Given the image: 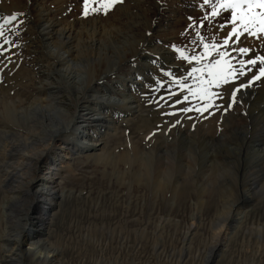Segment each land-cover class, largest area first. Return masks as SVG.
<instances>
[{
  "label": "rangeland",
  "instance_id": "obj_1",
  "mask_svg": "<svg viewBox=\"0 0 264 264\" xmlns=\"http://www.w3.org/2000/svg\"><path fill=\"white\" fill-rule=\"evenodd\" d=\"M45 1L47 4L49 3V7L54 9H57L59 5L56 0ZM134 1L138 2V5H143L145 2L144 0H122V2L114 4L105 12L100 7L98 0H95V6L99 10L96 12L90 10L86 17L82 15L83 0L65 1L66 4L69 2L67 7L71 8L73 16L82 17L90 23L99 21L103 24V27L105 26L106 32L101 36V42H103L102 54L98 55L96 53L95 58H97L94 60V63L98 64H95L96 74L99 73L97 69L101 63H105L102 70H106L113 68L115 62L120 65V63L123 62L124 64L127 61L130 64L129 66L121 64V67L116 70L120 77H127L128 68L133 69L136 66L137 73L141 76L144 75L143 78L145 76L149 77L151 73L148 72V66L143 68L144 65L138 66L136 62L133 66V60L131 59H133L134 53L139 49L141 51L145 46L144 36L146 37L147 33H150L149 30L144 32L147 20L151 18V20H156V24L158 22L160 16L157 13H155L157 15L153 14L156 9L158 11L166 10L171 5L179 7L178 12L174 14L177 20L173 21L172 18L169 26L161 31V35L159 34L160 31H151L152 37L156 40L155 44L160 45V48L162 46L170 49L171 52H173L171 45L175 44L190 55L199 54L203 50L199 43L197 42L195 45L189 43L194 38L196 30L201 31L209 44L222 40L227 32L231 30V23H228L223 29L208 28L207 25L202 29L188 28L190 21L187 17H193L198 24L200 17L210 13L211 3H215V0H211V3L204 5L203 8H201L203 0H151L145 2V6L151 10L150 17L138 14L135 18L136 22H134V25L138 26L130 31L125 29V34H122L123 38L126 37L125 39L129 40L126 46L121 43L122 37L120 38L121 42H112L109 40V36H113V34H109L112 29L108 22L119 15V7L122 8V5L133 6L132 4H136ZM4 2L0 0V3H2L0 7L9 10V4H4ZM91 6L92 4H90V8ZM135 11L138 12V9ZM229 15L230 13L227 12L222 13L219 20L223 22ZM157 33L158 36H156ZM21 34L22 32L5 33L9 40L13 42L14 46L11 47V51L23 44L24 36ZM242 36L239 46L249 47L250 49L264 47V40L248 37L246 34ZM162 41L163 43H161ZM0 43H2V40H0ZM111 46L113 49L109 48ZM119 46L121 47L119 48ZM193 48L196 49L195 53L192 51ZM20 50L23 51L22 48ZM11 51L7 52L5 56H11L15 60V57H13L15 53ZM107 51L111 54L109 60L105 57ZM156 52L152 49V55H149V58L159 57ZM125 54L130 58L121 61ZM173 54L174 56L178 55L174 52ZM5 56H0V61H3ZM24 56L26 55H18V60L20 61L19 64L26 63L23 64L26 66L28 63ZM213 58L216 57H209V59ZM176 61L179 62L178 64L183 65L181 67L182 72L184 68L197 66L195 62L189 65L181 59H176ZM3 64H0V67ZM9 67L11 72L15 68L11 64H9ZM81 69L83 73L88 72L85 68ZM0 79L10 82V84L14 83L11 82L10 75L9 77L0 75ZM114 80L115 78L110 82L115 84ZM189 83H191L190 80ZM228 87V90L222 87L226 95L229 91L231 93V88ZM144 88V90L135 93L138 98L137 111L126 121L116 119L114 129L109 130L102 137L103 139L97 146L96 152L97 154L101 153L100 155L104 154L103 157L95 155L89 159L74 157L72 160H66L63 156L54 158L52 155V159L43 160L44 162L39 163L35 175L38 178L55 180L53 185L57 189L65 191V198L59 210L54 211V220L48 226V235L45 236L52 248L55 247L62 251L60 255L62 264H264V191L259 188L260 183L259 186L253 187L257 185V175L248 177L251 182H254L253 186H250L251 190L248 197L257 199L259 196L261 198L258 197L259 200L257 199L253 204H245L247 206L244 210H246L247 216L240 225L237 226V223L233 225L235 227L233 232L229 226H216V223L222 220L221 218L226 215L227 210L232 212L228 213L230 221L235 220V216L239 217V214H236L241 209L238 202L243 200L240 193V183L235 185L232 190H229L224 184L234 181L240 182L241 175H236L235 178L237 179L233 178L232 175H218L219 173L195 175L198 167L185 170V167L182 169L177 168V166L174 167L171 175H160L159 171L164 170L165 166L162 167L161 163L153 158V165L158 164L160 167L156 165L157 169H153V173L149 172L144 177L137 178L138 175H135L137 171L134 170L137 163L128 165L126 158L134 146L143 147L147 145L156 153L154 144H157V148L161 146L164 151H170L172 154L174 152L175 154L177 150L181 149L180 146L189 147L190 144L195 145L206 142L204 144L209 145L204 147L205 150L219 152L226 145H234L238 141L237 139L240 140L245 135L251 140L252 134L247 135V133L254 132V127L259 126L261 121H264V80L256 82L238 95V100L242 102L241 105L238 104L241 109H235V105L229 111H225L224 107L213 108L210 110L211 114L206 112L203 115H198L195 112L176 116L162 115L163 112H171L174 109L163 106V102H160V107L156 103H151L150 100H159V97L156 96H159V94L149 96L147 94L149 90L146 87ZM226 95L224 93L223 101H217L219 105L226 106L227 101L224 103ZM25 97L27 96L25 95ZM73 101L75 102L74 98ZM191 102L194 104L199 103L196 100ZM220 102L223 104H220ZM249 104L252 106L249 107ZM257 113L260 117L256 119ZM189 116L191 119L188 118ZM177 119L180 120V124L170 127ZM157 125H160L158 131ZM154 132L155 135H152ZM182 132L183 136L186 135L183 138H181ZM177 137L184 140L181 141ZM166 146L167 148H165ZM124 151H127V153L122 154ZM21 161L16 160L17 164ZM26 161L33 165L35 159L32 158ZM23 162L25 163V160ZM182 170H185L187 175H177ZM20 176V180L15 178L13 185H16L21 179H28L25 174ZM177 176H179L178 179L183 177L184 182L175 190L173 181L174 177ZM159 181H161L162 186H156ZM232 192L235 196L238 192L236 204L231 201ZM223 198H226V200ZM46 205L39 202L38 208L46 211ZM20 207L22 206L17 202L15 204L17 214H19L20 210L18 209ZM197 216H199L200 222L197 220ZM233 216L234 218H232ZM22 217L21 215L19 218ZM164 218L170 220L162 228L160 223ZM126 220L128 222L132 221L128 223L129 227L125 224ZM24 221L22 218L23 223ZM136 224L138 225L136 226ZM16 228L17 226L12 228L11 234L15 235L17 233ZM140 231H145V237L137 236V238H134V235H137ZM129 233L132 234V238H125ZM28 254H25L26 258L23 256L25 264L31 261L32 258V255Z\"/></svg>",
  "mask_w": 264,
  "mask_h": 264
},
{
  "label": "bare ground",
  "instance_id": "obj_2",
  "mask_svg": "<svg viewBox=\"0 0 264 264\" xmlns=\"http://www.w3.org/2000/svg\"><path fill=\"white\" fill-rule=\"evenodd\" d=\"M3 1H5L4 4H9V10L0 7V23H3L2 17L4 16L23 13L13 23L5 25V33L22 32L24 41L21 47L10 50L15 53L13 56L15 60L12 59V62H9L4 59V64L0 67L3 69L0 71V75L4 77L10 75L11 82H14L10 84V82L0 79V264H25L23 256L27 253L31 254L32 258L26 264H62L60 260L62 251L55 247L52 248L45 236L48 235V226L54 220V211L59 210L65 198V191L57 189L53 185L55 180L38 178L35 175L39 163L52 159L53 156L54 158L63 156L66 160H72L74 157L89 159L95 155L103 157L104 154L100 155L101 153L97 154L96 152L102 137L109 130L114 129L116 119L126 121L137 111L138 98L135 93L145 89L144 83L149 80V77L145 76L143 81L137 79V74H139L137 66L133 69L128 68L127 77H120L116 70L121 67L123 62L120 65L115 62L113 68L106 70H102L105 63H101L97 69L99 73L96 74L94 60L97 58H95L96 53L102 54L101 36L106 32L105 26L103 27L99 21L90 23L82 17L73 16L71 8L67 7L69 2L68 4L65 2L67 0H56L59 4H57V9L49 7V3L47 4L45 0ZM145 2H142L143 5H138L136 2L135 5L132 4L133 6L122 5V8H118L119 15L112 16V21L108 22L112 29V32L108 33L113 34V36H109V40L119 43L122 37L121 43L126 46L129 40L122 36L125 34V29L130 31L138 26L134 25L138 14L150 17L151 10L145 6ZM170 3L172 4V1ZM135 8L138 9V12L135 11ZM178 8L176 5H171L166 10L158 11L156 9L153 14L157 13L160 16L157 24L156 20H151V18L147 20L144 32L149 30L150 36L147 37L148 33L146 37L144 36V48L134 53L133 59H131L134 60V63L136 62V65L142 64L143 68L148 66V72L156 73L157 68H154L150 63L152 59L145 54L151 53L153 49L157 51L156 55H159L165 68H175L182 72L183 65L178 64L179 62L174 59L176 55L174 56L170 49L162 46L160 48V45L155 44L156 40L151 33L156 30L160 31V34L169 26L172 18L173 21H176L177 17H174V14L178 12ZM85 35L87 36L85 37ZM109 48L113 49L112 46ZM108 53H105L107 60L111 59V54ZM21 54L27 56H24L28 63L26 66L23 65L26 63L19 64L18 55ZM127 58L130 57L125 54L120 59L123 61ZM9 64L15 67L12 72ZM123 65L129 66L130 64L126 61ZM81 68H85L88 72L83 73ZM114 78L115 84H112L110 81ZM223 87L225 90L229 89L228 86ZM224 93L226 95V92L222 90L223 97ZM229 96L230 91L225 96L224 103L227 101L226 105ZM220 104L223 103L220 102ZM238 104L241 105V103H237L235 109H241ZM251 106L249 104V107ZM259 117L258 114L256 119ZM250 133L252 134L251 140L245 135L240 140L237 139L238 141L236 140L237 142L232 146L224 144L225 147L219 152L205 150L204 147L209 145L204 144L206 142L190 144L189 147L180 146L181 149L177 150L175 154L164 151L161 146L157 148V144H154L156 153L147 145L134 146L132 151L127 154V164L137 163L136 169H134L137 171L135 173L138 175L137 178H142L149 172L153 173V169H157L156 165L158 164L153 165V158L157 159L162 167L165 166L164 170L159 171L160 175H171L176 166L182 169L185 167V170L198 167L195 175L219 173L218 175H232L233 178L236 175H241L240 182L224 184L229 190H232L235 185L240 183L243 200L238 202L241 205L240 211L236 213L239 214V217L235 216V220L230 221L228 215L230 211L227 210L226 215L222 216V220H217L216 223V226L227 225L234 232L233 225L236 223L237 226L240 225L247 216V212L244 210L247 206L245 204H253L261 198L259 196L257 199L248 197L254 184L248 177L257 175L258 182L253 187L260 185L259 188L264 191V121L254 127V132H248L247 135ZM181 135V138L186 136H183V132ZM124 153L127 151L122 152V154ZM32 158L35 159L34 166L26 161ZM16 160L22 161L17 164ZM185 170L178 172L177 175H187ZM24 174L28 179H21L16 185H13L15 178L20 180V175ZM179 176L174 177V181L171 179L175 190L184 182L183 177L178 179ZM160 180L162 181V179ZM161 181L157 182L156 186H162ZM237 193L236 196L233 195V192L231 193L233 203L237 201ZM223 199L226 200V198ZM17 202L22 206L20 209L17 208L20 210L19 214L15 211ZM39 202L47 204L46 211L38 208ZM19 215L23 216L24 223ZM198 218L199 216H197V220H199ZM169 220V218H164L160 226L162 225L163 228ZM131 222L125 221L127 227ZM15 226H17V233L13 235L10 231ZM213 226L215 225L213 224ZM145 235V231H140L134 235V238L137 236L143 238ZM125 238H132V234H127Z\"/></svg>",
  "mask_w": 264,
  "mask_h": 264
},
{
  "label": "snow or ice",
  "instance_id": "obj_3",
  "mask_svg": "<svg viewBox=\"0 0 264 264\" xmlns=\"http://www.w3.org/2000/svg\"><path fill=\"white\" fill-rule=\"evenodd\" d=\"M98 2L106 12L122 0H98ZM210 3L211 0H203L201 8ZM90 4H92L91 8ZM90 10L92 12L99 10L95 6V0H83L82 15L86 17ZM225 12L230 15L221 22L219 18ZM20 15L23 13H12L2 17L0 56H5L14 46L13 42L5 35V25L13 23ZM187 19L190 21L189 29H202L205 25L208 28L223 29L228 23H231V30L222 40L211 44L206 42V37L202 35L201 31L196 30L194 38L189 43L193 45L199 43L203 49L199 54L190 55L183 48L172 44L173 52L178 53L174 59H181L189 65L195 62L197 65L184 68L183 72L175 68H165L159 57H153L150 63L154 68H158V72L151 73L149 75L150 82H145L144 86L149 90L147 93L149 96L159 94V100H150V102L156 103L158 107L161 106L160 102H163V106L174 109L171 112H163L162 115L165 116L191 112L198 115H203L206 112L211 114V109L220 107H224L225 111L230 110L237 103H242L238 100V94H242L256 82L264 80V47L250 49L239 46L241 36L245 34L248 37L264 40V0H215V3H211L210 13L200 17L198 24L191 16ZM6 45L8 47H5ZM192 51L195 53L196 49L193 48ZM145 54L152 55L151 53ZM213 56L216 58L209 59ZM5 59L12 62L11 56H5ZM2 63L3 61H0V64ZM133 66H135L134 60ZM5 67L7 66L5 65ZM137 79L144 80L140 74H137ZM223 86L231 88L226 106L217 103L218 100L224 98ZM192 100L199 101V103L194 104L191 102ZM188 118L191 119L190 116ZM177 124H180L179 119L170 127H175ZM159 128L160 125H157V131ZM152 135H155V132Z\"/></svg>",
  "mask_w": 264,
  "mask_h": 264
}]
</instances>
